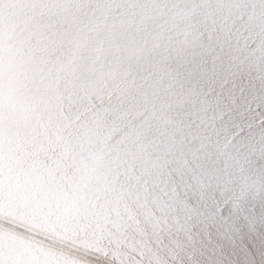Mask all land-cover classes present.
<instances>
[{
	"label": "snow or ice",
	"instance_id": "obj_1",
	"mask_svg": "<svg viewBox=\"0 0 264 264\" xmlns=\"http://www.w3.org/2000/svg\"><path fill=\"white\" fill-rule=\"evenodd\" d=\"M41 249L264 264V0H0V264Z\"/></svg>",
	"mask_w": 264,
	"mask_h": 264
},
{
	"label": "bare ground",
	"instance_id": "obj_2",
	"mask_svg": "<svg viewBox=\"0 0 264 264\" xmlns=\"http://www.w3.org/2000/svg\"><path fill=\"white\" fill-rule=\"evenodd\" d=\"M25 251L30 252V248H25ZM40 252L41 255L38 256L32 253V255H34L35 258L39 261V264H59V261L49 256V254L44 249H41Z\"/></svg>",
	"mask_w": 264,
	"mask_h": 264
}]
</instances>
